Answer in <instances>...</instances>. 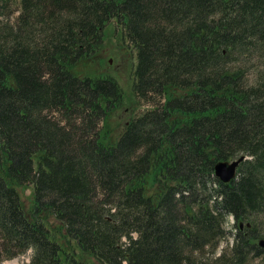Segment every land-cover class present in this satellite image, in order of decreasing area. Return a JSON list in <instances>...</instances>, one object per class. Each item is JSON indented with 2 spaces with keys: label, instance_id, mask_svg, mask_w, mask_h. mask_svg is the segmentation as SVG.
I'll list each match as a JSON object with an SVG mask.
<instances>
[{
  "label": "trees",
  "instance_id": "trees-1",
  "mask_svg": "<svg viewBox=\"0 0 264 264\" xmlns=\"http://www.w3.org/2000/svg\"><path fill=\"white\" fill-rule=\"evenodd\" d=\"M111 22L150 104L114 135L117 80L71 71ZM262 238L264 0H0V262L264 264Z\"/></svg>",
  "mask_w": 264,
  "mask_h": 264
},
{
  "label": "rangeland",
  "instance_id": "rangeland-1",
  "mask_svg": "<svg viewBox=\"0 0 264 264\" xmlns=\"http://www.w3.org/2000/svg\"><path fill=\"white\" fill-rule=\"evenodd\" d=\"M104 39L102 46L99 50L98 56L93 60V63L86 67L84 72L83 66L80 64L79 68L72 67L71 71L79 76H101L104 74H110L113 76L123 91V100L117 109H114L108 116L107 123L112 135L119 134L122 131L126 121L132 116L142 112L150 104H138L131 92L132 85V69L135 63V52L131 48V45L127 39L121 36V27L116 26L115 22L109 23L104 29ZM107 127V126H106ZM240 156V155H239ZM244 156V155H243ZM246 158V156H244ZM235 159V158H234ZM237 171V170H236ZM22 204L25 209L29 210L32 206V187L23 186L18 189ZM44 221L49 229L58 231L60 229L59 224L52 217H45ZM231 217L227 218L225 228L228 231L225 238L220 240L216 252L218 253L222 248H227L231 245V233L234 231ZM60 239V237L58 238ZM263 240L264 239H260ZM65 239H62L64 242ZM30 253H26L10 259H2L0 264H26L29 262ZM89 264H99L95 261H88ZM247 264H261L259 259H250Z\"/></svg>",
  "mask_w": 264,
  "mask_h": 264
},
{
  "label": "water",
  "instance_id": "water-1",
  "mask_svg": "<svg viewBox=\"0 0 264 264\" xmlns=\"http://www.w3.org/2000/svg\"><path fill=\"white\" fill-rule=\"evenodd\" d=\"M244 159L245 157L243 155H240L235 159L216 162L213 167L214 176L223 183L229 182L235 177L238 165ZM258 244L263 247V240H259Z\"/></svg>",
  "mask_w": 264,
  "mask_h": 264
}]
</instances>
